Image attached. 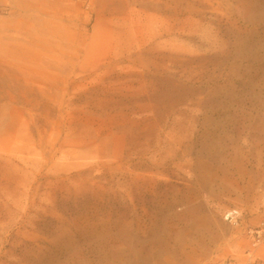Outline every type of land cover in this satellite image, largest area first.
Here are the masks:
<instances>
[{
	"label": "rangeland",
	"instance_id": "374dc122",
	"mask_svg": "<svg viewBox=\"0 0 264 264\" xmlns=\"http://www.w3.org/2000/svg\"><path fill=\"white\" fill-rule=\"evenodd\" d=\"M252 230L264 0H0V264H264Z\"/></svg>",
	"mask_w": 264,
	"mask_h": 264
},
{
	"label": "built area",
	"instance_id": "2783aa9c",
	"mask_svg": "<svg viewBox=\"0 0 264 264\" xmlns=\"http://www.w3.org/2000/svg\"><path fill=\"white\" fill-rule=\"evenodd\" d=\"M239 209H230L225 214V219L231 223H239V219L241 217ZM254 234H252V245L253 247H258L263 241L264 237L262 235L261 230H252Z\"/></svg>",
	"mask_w": 264,
	"mask_h": 264
}]
</instances>
